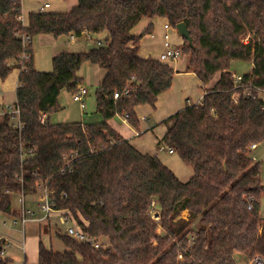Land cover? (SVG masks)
Returning <instances> with one entry per match:
<instances>
[{
	"label": "trees",
	"instance_id": "trees-1",
	"mask_svg": "<svg viewBox=\"0 0 264 264\" xmlns=\"http://www.w3.org/2000/svg\"><path fill=\"white\" fill-rule=\"evenodd\" d=\"M20 15V0H0V79L20 70L15 105L23 124L20 131L8 117L0 122V213L13 215L14 198L38 195L43 182L56 208L70 211L103 242L96 250L57 233L65 251L41 242L36 264H242L264 257V185L251 149L264 144V101L244 96L249 86L264 90V0H78L66 13H29L24 26ZM157 18L175 30L188 27L193 47L184 40L181 51L190 55L189 68L205 90L200 103L162 122L166 133L158 143L193 171L188 182L108 125L125 115L138 130L136 109L155 106L172 87L171 65L139 56L152 27L132 33L141 20ZM84 31L105 36L104 44L56 55L51 73L35 68L34 38H80ZM23 34L31 37L26 47ZM24 52L30 60L22 64ZM233 62L253 64L239 86ZM85 63L105 72L96 92L103 121L41 124V114L60 109L63 90L76 92ZM217 74L219 80L206 87ZM73 154V171L63 175ZM186 209L189 219L180 215ZM3 246L0 264H8Z\"/></svg>",
	"mask_w": 264,
	"mask_h": 264
},
{
	"label": "rangeland",
	"instance_id": "rangeland-1",
	"mask_svg": "<svg viewBox=\"0 0 264 264\" xmlns=\"http://www.w3.org/2000/svg\"><path fill=\"white\" fill-rule=\"evenodd\" d=\"M73 3H75V6H73ZM42 5L48 6L46 8V12L66 13L78 5V0H22L25 20L28 17L29 12L32 13L33 11H37ZM175 34L180 37L181 40H184L177 31H175ZM93 40H99L104 44L105 36H97L93 38ZM59 41L65 46V50L70 49L75 53L89 52L94 47L99 46L97 43L95 44L86 38H78L74 44H70L69 40L66 38H62ZM56 51V49L53 50V48L47 47V44L43 42L41 36L34 38L33 56L35 68L38 71L44 73H51L53 71V53H56ZM186 58H188L190 65V55L188 54H182L180 61ZM252 71L253 64L248 62H233L230 68V72L236 76L250 74ZM100 72H102V70L99 67L91 65L90 63H85L82 66L80 76L84 77V81L82 82L81 86L86 88L88 91V94L83 100L85 108H81L82 103H77L74 101L72 92L63 90L59 97L60 109L56 113L50 115L51 124L84 123L87 125H92L103 121V117L97 112L96 101V92L101 81L99 76ZM18 73V70L15 69L5 80L0 79V92L4 93H1V96H5L4 101L11 103L6 104L5 102L3 105L13 106L16 100L15 88L17 85V80L15 76ZM217 76L219 75L217 74ZM261 98L264 100V94L261 96ZM122 117L125 119V115H118L113 119H115V121L119 124V121H122ZM126 121L128 122V120ZM128 125L132 127L129 123ZM153 127L154 131L152 130L148 135L141 139L142 145L140 147L139 140H137V142H135L133 145L144 154L153 156L157 155V157L166 166H168L182 182H188L193 176V171L181 160L177 154L169 155L167 152L168 148L166 146H158V143L166 133V127L162 124L154 125ZM131 140V143H134L133 139ZM252 156L256 158L257 163H260V176L262 184L264 185V144L259 145L257 150L252 151ZM29 197L30 198L26 199L27 209L30 208L36 213L35 215L39 217L40 213L42 214V212L37 206V195ZM18 199L19 197L14 198L13 206L19 210L21 209V203L18 202ZM260 215L261 217H264V194H262L260 200ZM183 216L187 217L186 214H183ZM19 222V225L14 227L15 225L13 224V219L11 216L0 213V236H8L13 240L10 244V247L8 249L6 248L7 258L9 260L8 264H24L25 259L29 263L32 261H37L39 245L41 242L46 248L52 249L54 252L63 253L65 251V245L57 233L65 234L67 232L68 226L60 225L55 217H52L50 222L52 227L48 225V228L51 230L47 233L43 231L45 226L44 223L40 224L36 221H27L26 225L23 227L21 219ZM12 229H16L17 232L13 231ZM11 231L13 233L12 235ZM0 242H2V240ZM101 243L103 244V242Z\"/></svg>",
	"mask_w": 264,
	"mask_h": 264
},
{
	"label": "crops",
	"instance_id": "crops-1",
	"mask_svg": "<svg viewBox=\"0 0 264 264\" xmlns=\"http://www.w3.org/2000/svg\"><path fill=\"white\" fill-rule=\"evenodd\" d=\"M73 4H74L73 6H75V3H73ZM42 6H40V8L37 11H33V12H39ZM29 13H31V12H29ZM23 15H24V12H23ZM166 25H168V22L166 19H163V18H157L155 20L143 19L132 30V33L134 35L139 36V35H142L149 27H152V33L145 35L140 42L139 56L141 58H145V59L153 58V59L158 60L160 55L165 52V48H166L165 47V35L166 34L169 35L170 42L175 48L181 49L183 47L184 40H181V38L175 34V31H177V30H175L173 28L166 30V28H165ZM40 36H41V39L43 40V42L45 44H47V47L53 48V50L54 49L57 50L56 53H53V58L56 55L63 53V52L75 53L74 51H71L70 49L65 50V48H64L65 46L62 43H60L59 40H56L51 35H40ZM67 39L69 40V38H67ZM89 41L94 42L95 44L97 42L94 40H89ZM69 42H70V40H69ZM70 44H74V43L70 42ZM51 53H52V50H51ZM82 53H84V52H82ZM168 64L171 65V67L176 72L172 87L170 90L159 95L155 106L144 105V106H140L136 109V114H137L138 119H139V129L138 130L130 127L128 125V122L125 119H123V117H122V121H119V124L115 121V119H111L108 121L109 127L112 128L113 130H115L124 139H126L128 141L133 139L134 143L132 142V144H135V142H137V140H139V142H140L139 147L142 145L141 139H143V137L148 135L152 130L154 131V127H153L154 125L162 124V122L164 120H166L170 116L174 115L178 111L183 110L187 106H191V105H195V104L200 103L202 98L204 97V94H205L204 86L198 80V78L192 72V70H190L188 58H186L182 61H180V58H179L178 60H175V61L170 62ZM81 69L79 71V76L81 75V73H80ZM18 72L19 73L15 76L16 80H17V85L15 88V96H16V90L18 87L20 70H18ZM218 75L219 76L216 75L217 77L215 76L214 80L206 87H211L213 84H215L220 78V74H218ZM99 76H100L101 81H102L104 76H105V72H103V71L100 72ZM240 76H242V75H240ZM80 77L82 78V82H83L84 77H82V76H80ZM101 81H100V83H101ZM82 82H81V84H82ZM1 93L2 92H0V105H3V103H5L6 101H4L5 96H1ZM2 94H4V93H2ZM15 102H16V100H15ZM15 102H14V104H15ZM6 104H11V103H8V101H7ZM48 119L51 122V116H48ZM120 119H121V116H120ZM85 125H87V124H85ZM258 146H257V148H258ZM257 148H256V150H257ZM253 158L255 159V162H257L256 158L255 157H253ZM22 197L20 196L18 199V202L21 203V209L18 210L13 206L15 213L13 215H10L11 218L13 219V222L15 220H18V223L16 225H19V223H20L19 220L21 219V216H22V210L27 209L26 199L30 198V197H23V198ZM22 200L24 201L23 204H22ZM28 210H31V209L29 208ZM32 212L34 213V218H33V221L30 220L29 222L36 221V222H39L40 224L44 223L45 226L43 228V231L45 233L49 232L51 229L48 228V225L52 227V224L50 223L52 218L45 219L44 215L41 213H40V216L37 217L35 215L36 213L34 211H32ZM185 212L186 211H184V212H182V214H180L181 217L184 219H189L188 218L189 213L191 215H192V213L187 210V212H186L187 217H184L183 214H185ZM16 225L14 227H17ZM56 227H57V225H56ZM46 229H47V231H46ZM12 230L17 232L16 229H12ZM12 234L13 233L11 231V235ZM1 240L3 241V245L7 249L10 247V244L13 241L10 237H8V236L6 237L3 235L0 236V241ZM6 248H5L6 254L4 256L5 258H7V249ZM26 257H27V254H26ZM37 262H38V259H37V261H32L31 263L27 262L25 259L24 264L25 263L36 264Z\"/></svg>",
	"mask_w": 264,
	"mask_h": 264
},
{
	"label": "built area",
	"instance_id": "built-area-1",
	"mask_svg": "<svg viewBox=\"0 0 264 264\" xmlns=\"http://www.w3.org/2000/svg\"><path fill=\"white\" fill-rule=\"evenodd\" d=\"M20 6H21V15L18 17V21L21 22L22 25L24 26L26 23V20H25V17L23 15L22 0H20ZM47 7H48L47 5L42 6L40 11H42V12L46 11ZM165 28L167 30V29H170L171 27L168 24L165 26ZM78 38L79 37H77L76 35H72L69 38V40L71 43H74ZM80 38H86L88 40H92L93 37H92V34L90 32L84 31ZM243 41L245 43H248V37L244 38ZM30 42H31V37L23 34L22 35L23 46L24 47L28 46L30 44ZM96 43L99 46L102 45V43L99 41ZM165 47H166L165 52L160 55V57L158 58V61H160L162 63H170V62H173L175 60H178L181 57V55H182L181 49H177L171 44L170 39H169V35H167V34L165 35ZM20 60H21V63L24 64L25 62H28L30 60V55L27 52H24L22 54ZM23 68L24 67H22V69ZM232 79L234 80L236 86H239L243 82V77L240 75L236 76L235 74H232ZM87 94H88L87 89L81 85L78 86L76 92L73 94L74 101L77 103H82L81 104L82 109L85 108V104H84L83 100ZM263 94H264V90H261L257 87H253V86H249L248 88H246L244 90V96L247 98L262 99L261 96ZM237 96L238 95L233 96V103L234 104H237V102H238ZM114 98L117 99L118 94H115ZM48 116L49 115L47 113L41 114V116L39 118L40 123L46 124V122L48 120ZM7 117L10 119V125L12 128L20 130V131L23 129V124L21 121V111L15 104L13 106L12 105H0V122L3 121ZM125 119L127 120L128 117L125 116ZM256 148H257V145H252V147H251L252 151L256 150ZM167 152L170 155L175 154L172 149H168ZM74 159H75V154L71 155L69 157V159H67L66 167L61 170V173L63 175L72 173V171H73L72 163H73ZM253 160L255 161L254 158H253ZM38 189H39V193H38L37 198H36L37 206H38L39 210L42 212V214L44 215L45 219L55 217L58 220L60 225H62V226L67 225L68 228H67V232L65 233V235H67L71 239L75 240L76 242L89 245L96 250H100L103 247L101 241H98V240L90 237L89 234H87L78 225L76 218L72 215V213H70V211L59 210L56 208V204L52 198L53 192L47 188L46 184H44L43 182H40L38 184ZM23 203H24V201L22 200V204ZM33 218H34V213L31 210H28V209L22 210L21 223L23 224V226L26 225L27 221L28 222L30 220L33 221ZM17 223H18V220H15L13 222L14 225H16ZM5 248L6 247L3 246V251L1 252V255L3 257L6 254ZM180 258H181V256H180ZM242 264H264V257L258 255L255 258H253L252 260H249L247 262L244 261Z\"/></svg>",
	"mask_w": 264,
	"mask_h": 264
},
{
	"label": "water",
	"instance_id": "water-1",
	"mask_svg": "<svg viewBox=\"0 0 264 264\" xmlns=\"http://www.w3.org/2000/svg\"><path fill=\"white\" fill-rule=\"evenodd\" d=\"M176 30L178 34L189 43V46L193 47V42L188 27L182 23L177 25Z\"/></svg>",
	"mask_w": 264,
	"mask_h": 264
},
{
	"label": "bare ground",
	"instance_id": "bare-ground-1",
	"mask_svg": "<svg viewBox=\"0 0 264 264\" xmlns=\"http://www.w3.org/2000/svg\"><path fill=\"white\" fill-rule=\"evenodd\" d=\"M187 212V211H186ZM186 212H185V214H186Z\"/></svg>",
	"mask_w": 264,
	"mask_h": 264
}]
</instances>
